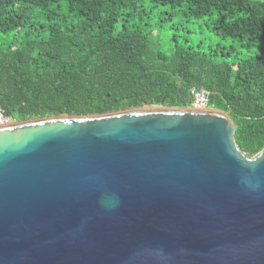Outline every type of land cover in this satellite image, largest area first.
Segmentation results:
<instances>
[{
    "label": "water",
    "instance_id": "obj_1",
    "mask_svg": "<svg viewBox=\"0 0 264 264\" xmlns=\"http://www.w3.org/2000/svg\"><path fill=\"white\" fill-rule=\"evenodd\" d=\"M213 108L0 125V264H264V147Z\"/></svg>",
    "mask_w": 264,
    "mask_h": 264
},
{
    "label": "trees",
    "instance_id": "obj_2",
    "mask_svg": "<svg viewBox=\"0 0 264 264\" xmlns=\"http://www.w3.org/2000/svg\"><path fill=\"white\" fill-rule=\"evenodd\" d=\"M160 6L212 16L231 45L202 52L173 35L168 53L153 49L142 19ZM199 89L235 123L246 156L263 149L264 0H0V108L11 120L189 107Z\"/></svg>",
    "mask_w": 264,
    "mask_h": 264
},
{
    "label": "rangeland",
    "instance_id": "obj_3",
    "mask_svg": "<svg viewBox=\"0 0 264 264\" xmlns=\"http://www.w3.org/2000/svg\"><path fill=\"white\" fill-rule=\"evenodd\" d=\"M170 13L167 6H160L155 8L152 13L147 11L148 16L142 19L147 26L148 39L153 49L168 53L173 35L187 41L188 45L200 49L202 52L211 50L215 52L219 47L222 49L231 45L229 40H221L213 34L212 22L214 18L212 16L194 19L183 8L175 10L172 15ZM256 49H253L250 54L253 55Z\"/></svg>",
    "mask_w": 264,
    "mask_h": 264
},
{
    "label": "built area",
    "instance_id": "obj_4",
    "mask_svg": "<svg viewBox=\"0 0 264 264\" xmlns=\"http://www.w3.org/2000/svg\"><path fill=\"white\" fill-rule=\"evenodd\" d=\"M208 92L199 89V90H193L192 92V102L189 107L191 108H202V109H208L210 108L208 106ZM12 120L8 117H5L3 111L0 108V125H5L10 123Z\"/></svg>",
    "mask_w": 264,
    "mask_h": 264
}]
</instances>
